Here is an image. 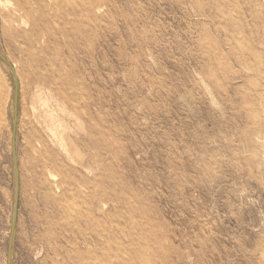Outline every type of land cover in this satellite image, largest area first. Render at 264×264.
<instances>
[{"label":"rangeland","instance_id":"rangeland-1","mask_svg":"<svg viewBox=\"0 0 264 264\" xmlns=\"http://www.w3.org/2000/svg\"><path fill=\"white\" fill-rule=\"evenodd\" d=\"M12 3L0 264L14 118L11 264H264V0Z\"/></svg>","mask_w":264,"mask_h":264},{"label":"water","instance_id":"water-1","mask_svg":"<svg viewBox=\"0 0 264 264\" xmlns=\"http://www.w3.org/2000/svg\"><path fill=\"white\" fill-rule=\"evenodd\" d=\"M0 59L4 61V59L1 56H0ZM14 85H16L15 79H14ZM14 101L16 103V87L14 89ZM12 157H13V167H14V175H15V195H14V206H13V219H12L10 237H9V243H8L7 264H11V248H12V242H13V236H14V229H15V219H16V213H17V198H18V176H17V166H16V159H15V118H14L13 127H12Z\"/></svg>","mask_w":264,"mask_h":264},{"label":"bare ground","instance_id":"bare-ground-1","mask_svg":"<svg viewBox=\"0 0 264 264\" xmlns=\"http://www.w3.org/2000/svg\"><path fill=\"white\" fill-rule=\"evenodd\" d=\"M13 3L14 11L17 13V21L26 23L30 20L29 9L26 6L27 0H11Z\"/></svg>","mask_w":264,"mask_h":264}]
</instances>
